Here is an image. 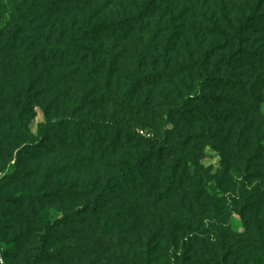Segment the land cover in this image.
I'll list each match as a JSON object with an SVG mask.
<instances>
[{
	"label": "rangeland",
	"instance_id": "rangeland-1",
	"mask_svg": "<svg viewBox=\"0 0 264 264\" xmlns=\"http://www.w3.org/2000/svg\"><path fill=\"white\" fill-rule=\"evenodd\" d=\"M90 1L74 4L71 17L80 20L95 12L119 19L129 9L119 0ZM248 3L167 2L149 18L146 30L92 46L90 65L100 73L90 78L67 80L59 71L30 68L19 54L0 46V264H264L262 70L248 61L221 67L217 60L227 49L199 63L202 51L219 38L217 31L232 33L231 24L248 12ZM8 22V14L0 16L3 36ZM256 35L250 40L262 42ZM207 71L235 74L237 83L209 89L220 96V107L228 114L213 119L192 101L190 113L167 116L183 93H197L199 77ZM137 75L135 118L109 92L119 95ZM17 109L34 138L51 115L120 121L146 140L167 120L165 128L174 130V140H180L176 130L189 135L198 167L191 161L183 175L171 176V159L161 158L163 164L148 172L137 196L112 189L102 196L103 210L94 215L86 202L101 187L117 182L141 146L123 139L122 148L106 152L109 139L53 141L47 152L33 158L22 147L30 139L14 122ZM17 146L23 155L14 162L10 158ZM46 175L51 187L60 189L51 200L40 201L29 194ZM57 220L62 221L58 227Z\"/></svg>",
	"mask_w": 264,
	"mask_h": 264
},
{
	"label": "trees",
	"instance_id": "trees-1",
	"mask_svg": "<svg viewBox=\"0 0 264 264\" xmlns=\"http://www.w3.org/2000/svg\"><path fill=\"white\" fill-rule=\"evenodd\" d=\"M119 1L127 3L129 7L122 12V17L119 19L112 17V14L98 16L92 12L77 20L76 17H71L72 6L81 2L89 4L90 0H0V16L8 14L9 17L6 35L3 36L0 31V46H8L12 52L19 54L22 60L28 61L30 68L41 69L48 74L59 71L67 80L90 78L93 73H100L97 65H90L92 46H105L113 37L124 40L136 29L146 30L149 18L159 12L161 6L167 2L185 3L191 0ZM247 11H243L231 24L233 30L231 34H227L225 30L217 31L219 38L211 41L202 51L199 63L203 65L217 51L227 49L226 53L220 54L217 63L227 69L242 65L246 61L255 63L258 69L262 70L263 85L264 0H249ZM168 30L170 34H175L174 29L168 28ZM251 35L261 37L263 41L259 42L258 39L251 41ZM164 58L163 56L162 59ZM140 79V75L130 78L119 95L109 92L111 98L117 99L121 109L135 118L138 116V109L134 108L132 98L136 92L137 81ZM235 83L237 79L233 72L207 71L199 77L197 93L194 94L192 91L183 93L172 106L168 107L167 116L175 113H190L192 101H196L202 104L204 113H208L213 119H220L228 112L220 107V96L214 95L209 89ZM244 91L251 101L256 99L251 89ZM14 122L28 135L30 143L22 147L29 149L33 158L40 156V151L47 152L53 141L64 143L69 140L77 143L81 140H91L102 143L109 139V143L103 148L106 152L122 148L123 139L129 143L134 141L135 145L141 146L134 153L131 161L126 162L117 182L101 187L86 202V209L92 211L94 215H98L103 210L102 196L109 195L112 189H125L131 196H137L139 189L144 188L143 185L148 182V172L151 173L155 167H160L165 157L171 159L168 167L171 176H175L179 171L183 175L188 162L193 161L196 169L198 167L197 156L191 146L189 135L183 130H176L180 134V140H174L171 137L174 130L165 128L167 120L162 121L159 132L152 140H146L126 123L116 120L106 121L97 117L51 115L46 117L37 138H34L28 130L24 114L18 109ZM22 147L14 148L17 151L15 156L11 153L10 160L20 161L23 155ZM58 189L60 188L57 186L51 187L46 175L42 178L39 188L29 195L40 201L51 200ZM61 223V220H57L55 225L59 226ZM43 255L42 252L36 255L38 261L42 260Z\"/></svg>",
	"mask_w": 264,
	"mask_h": 264
}]
</instances>
